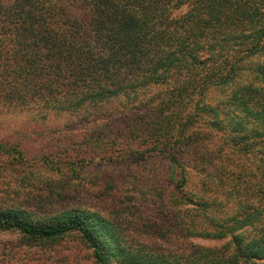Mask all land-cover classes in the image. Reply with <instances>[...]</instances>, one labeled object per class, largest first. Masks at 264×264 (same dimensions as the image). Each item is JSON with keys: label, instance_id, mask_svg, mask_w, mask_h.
<instances>
[{"label": "trees", "instance_id": "16d2710c", "mask_svg": "<svg viewBox=\"0 0 264 264\" xmlns=\"http://www.w3.org/2000/svg\"><path fill=\"white\" fill-rule=\"evenodd\" d=\"M262 50L264 0H0V125L16 121L0 154L24 162L22 139L48 133L57 136L34 157L54 171L163 158L176 208L170 230L228 245L158 251L78 205L11 204L0 209V230L26 240L75 232L93 264H264V85L236 82L241 63ZM252 71L264 77V62ZM206 130L223 132L241 156L255 147V171L220 146L202 152ZM190 171L200 176L193 189Z\"/></svg>", "mask_w": 264, "mask_h": 264}, {"label": "rangeland", "instance_id": "374dc122", "mask_svg": "<svg viewBox=\"0 0 264 264\" xmlns=\"http://www.w3.org/2000/svg\"><path fill=\"white\" fill-rule=\"evenodd\" d=\"M263 62L264 50L246 58L241 63L242 69L237 72L236 82L263 86L264 77L252 71V68ZM229 90L230 87L212 89L206 99L213 104L217 101L215 99H223ZM64 116L59 115L49 124L60 123L62 120L58 119ZM15 122L14 119L3 121L0 139L4 138L5 129H10ZM252 122L246 123V127H253ZM206 131L207 145H201L202 152L220 146V153L233 161H239L243 168L255 171L258 159L255 147L241 156L225 140L223 142V132ZM51 136L57 135L41 133L23 138L20 143L26 147L24 162L0 154V209L18 204L31 210L51 212L78 205L95 210L115 222L129 242L141 243L158 251L181 253L191 246L225 248L228 245V237H184L170 230L169 213L176 208L168 200L169 197H165L173 188L166 178L168 165L163 158L153 156L119 163L93 160L75 163L72 169L66 166L54 171L46 168L37 156L34 157V154H39V143ZM27 143L30 145H23ZM228 167L235 169L232 164ZM188 174V188L193 189L197 187V178L200 176L193 171ZM7 190L14 191V194L3 196L2 193ZM0 264H93V261L90 248L75 232L55 240H26L14 231L0 230Z\"/></svg>", "mask_w": 264, "mask_h": 264}]
</instances>
